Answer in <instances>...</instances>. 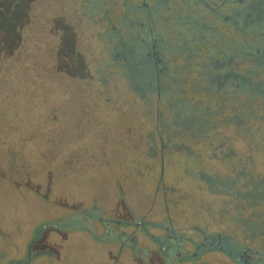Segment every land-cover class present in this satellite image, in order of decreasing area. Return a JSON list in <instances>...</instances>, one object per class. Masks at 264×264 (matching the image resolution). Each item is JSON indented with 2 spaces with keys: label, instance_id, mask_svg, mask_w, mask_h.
Here are the masks:
<instances>
[{
  "label": "rangeland",
  "instance_id": "374dc122",
  "mask_svg": "<svg viewBox=\"0 0 264 264\" xmlns=\"http://www.w3.org/2000/svg\"><path fill=\"white\" fill-rule=\"evenodd\" d=\"M128 1L0 3V39H6L0 84L20 73L31 53L28 37L43 29L41 39L58 45L49 63L64 102L60 133L51 137L45 117L33 113L32 89L20 86L15 74L13 118H0V227L12 233L11 245L19 242L17 233L30 237L50 222L77 218L101 227L100 216L136 215L195 240L201 239L198 229L222 234L264 261V146L256 124L247 125L246 135L224 126L205 133L206 109L216 104L197 82L191 86L196 75L188 77L187 67H179L186 60L172 51L192 37L187 24L216 26L217 10L244 13L255 0H147V9L137 8L142 0ZM157 42L165 46L156 51L158 68L167 72L160 101L130 82L117 59L124 46ZM163 258L158 253L152 263L163 264ZM205 264L235 263L211 249Z\"/></svg>",
  "mask_w": 264,
  "mask_h": 264
},
{
  "label": "trees",
  "instance_id": "16d2710c",
  "mask_svg": "<svg viewBox=\"0 0 264 264\" xmlns=\"http://www.w3.org/2000/svg\"><path fill=\"white\" fill-rule=\"evenodd\" d=\"M2 2L9 4L7 8L12 6L11 0H0ZM254 2L248 5L244 13L234 12L229 16L223 13L224 7L220 8L215 12L216 26L205 24L203 28L192 23L187 24L192 37L188 36L181 44L172 46V51L177 60H186L184 65L179 64L180 69L187 67L188 72H191L187 73L188 77L196 75L191 86L197 82L199 90L213 98L216 104L213 108L206 109L205 115L209 118V124H205V133L218 131L224 126L242 129L245 131L242 134L246 135L249 130L247 125L254 122L257 127L254 133L261 136L264 146V8L250 9L259 0ZM41 16L46 17L43 14ZM6 20L11 23L9 17ZM27 28H31L30 22ZM38 31L34 37H28V51L31 53L25 58L26 64H20V73L6 75L7 79L4 78L2 85L0 84L3 90L2 94L0 92V118L10 116L13 112L16 74L20 86L32 89L35 102L33 113L45 117L48 133L52 137L60 133L64 108V102L61 101L62 91L57 85L59 80L54 70L56 67H50L49 63L55 58L50 53L55 55L58 45L54 40H42L41 33L44 30ZM5 41L2 37L0 45ZM14 49L11 47L10 52L13 53ZM163 49L164 44L157 42L143 44L141 50L136 48L140 52L138 56L122 55L120 51L117 53V59L125 63L126 71L128 69L125 75L130 82L139 88L145 81L147 88L151 86L147 90L154 93L157 101L166 94L167 72L164 68L159 69L155 63L158 61L156 51ZM187 61L191 63L187 64ZM28 79L30 83L25 84ZM188 81L190 82V78L186 79ZM23 142L27 143V139H23ZM162 147L164 149L165 145L162 144Z\"/></svg>",
  "mask_w": 264,
  "mask_h": 264
},
{
  "label": "flooded vegetation",
  "instance_id": "af4514ba",
  "mask_svg": "<svg viewBox=\"0 0 264 264\" xmlns=\"http://www.w3.org/2000/svg\"><path fill=\"white\" fill-rule=\"evenodd\" d=\"M200 2L204 3L203 0ZM123 4L128 6L130 3L125 0ZM148 6L147 0H142V5H137V8L147 9ZM262 6L264 0H259L250 9ZM109 21L112 22L110 17ZM135 47L141 50L140 45ZM120 53L138 56L140 52L133 46H124ZM155 63L158 64V61ZM147 85L143 81L140 86L151 89ZM86 217L96 219L93 214ZM98 220L101 227L87 226L77 218L50 222L47 224L50 227L40 226L30 237L23 232L17 233L19 242L11 245L12 233L0 227V264H153L152 257L158 253L165 256L163 264H205V251L211 249L222 252L235 264H264L255 251L222 234L208 235L205 230L198 229L201 239L195 240L184 232L174 230L173 226L167 227L136 215L129 220L103 216ZM51 231L55 233L48 234ZM157 231H163L168 236L157 235ZM187 244L194 252L190 253L185 246Z\"/></svg>",
  "mask_w": 264,
  "mask_h": 264
},
{
  "label": "crops",
  "instance_id": "0c3cea01",
  "mask_svg": "<svg viewBox=\"0 0 264 264\" xmlns=\"http://www.w3.org/2000/svg\"><path fill=\"white\" fill-rule=\"evenodd\" d=\"M14 103H15V102H14ZM5 117H7V118H5ZM5 117H4V120H5V119H7V120L10 119L9 121H11V119L13 118V114H11L10 116H5ZM0 137L3 138V136H0Z\"/></svg>",
  "mask_w": 264,
  "mask_h": 264
},
{
  "label": "water",
  "instance_id": "95a60500",
  "mask_svg": "<svg viewBox=\"0 0 264 264\" xmlns=\"http://www.w3.org/2000/svg\"><path fill=\"white\" fill-rule=\"evenodd\" d=\"M47 227H50V225H47Z\"/></svg>",
  "mask_w": 264,
  "mask_h": 264
}]
</instances>
